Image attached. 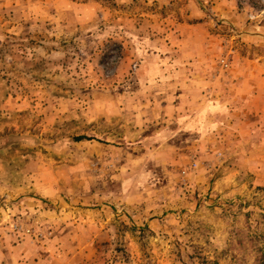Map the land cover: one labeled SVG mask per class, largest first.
Segmentation results:
<instances>
[{
  "label": "rangeland",
  "instance_id": "1",
  "mask_svg": "<svg viewBox=\"0 0 264 264\" xmlns=\"http://www.w3.org/2000/svg\"><path fill=\"white\" fill-rule=\"evenodd\" d=\"M0 264H264V0H0Z\"/></svg>",
  "mask_w": 264,
  "mask_h": 264
},
{
  "label": "trees",
  "instance_id": "2",
  "mask_svg": "<svg viewBox=\"0 0 264 264\" xmlns=\"http://www.w3.org/2000/svg\"><path fill=\"white\" fill-rule=\"evenodd\" d=\"M85 137H78L77 140H83Z\"/></svg>",
  "mask_w": 264,
  "mask_h": 264
}]
</instances>
